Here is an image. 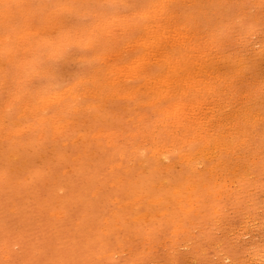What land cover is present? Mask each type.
Returning <instances> with one entry per match:
<instances>
[{"label": "rangeland", "instance_id": "374dc122", "mask_svg": "<svg viewBox=\"0 0 264 264\" xmlns=\"http://www.w3.org/2000/svg\"><path fill=\"white\" fill-rule=\"evenodd\" d=\"M6 1H10V3L19 2L20 4H24L27 2L29 4L30 2V0H27V2L25 0H5V2ZM89 1L91 3L104 2L103 4L106 5H122L119 2L113 3L112 0H108V3L107 0H42V2L41 0H32L31 2L34 5H39V3L41 2V4L43 3L42 5L59 6L87 4L89 3ZM110 1L111 3H109ZM124 1L127 2L128 0ZM129 1L131 2L132 0ZM167 1L164 0L165 7L170 6L172 2L174 3V1H176L175 4L177 3L178 5L176 4L175 6H179L180 8L179 9L177 7L179 9L177 11L180 12H177L178 16L176 15V17H178V19L175 17L176 20L182 19V16L184 14L179 16L180 13L187 12V14L185 13V15H188L190 17V20H192L190 25H192V27L195 26L193 27V30H198V34L199 31L202 32L199 35V39L202 42L205 41L204 38L206 39L207 36H210L207 39L211 38L210 40H208L211 45H208L209 47L207 45L203 46L201 51V54H203V59L209 57V61L207 59V62L205 59L206 62L204 63V60L202 59V65H200L199 63L192 64V66H194L192 67V69L194 70V72H197L199 71L200 66H204L202 70L206 69L208 70V72L205 76H199V78H205L206 80L210 79V82H215L212 84L213 87H216L215 90H219V88L220 90L222 89V93L220 92V90L219 92L216 91L218 93L214 92V88H211V93L209 92V89H206V91H204L206 93H204L199 88L200 86L204 87L203 84H200V86L189 90L190 88L188 89L185 82H179L178 79L175 82L174 76H170L169 82H174L171 85V91L173 89L174 91L170 94L162 95L163 100L165 99L166 101L165 104L162 105L164 103V101L161 99L162 96L156 98V94L146 87V82H150L151 84H153L154 75H152V73L154 72V69L155 71H157L154 72L156 74L155 76H158L157 74L160 75L163 72V74L168 73V68H165L163 65H161V67H163L162 69L164 70H161L160 68L161 72H163L159 73V64H161V61L158 60V57L162 56V50H167L162 47H172V37L175 33V31L173 30L174 27H171V30L173 32L171 30H169L171 32L166 31V36L168 37L167 39L164 38V46L162 45L161 49L159 50H156L154 48V54H150L151 56L149 57L148 62L151 64L147 62L148 64L146 63V65L149 66L155 63L152 67H148L151 70L153 69V72H151V70H149L148 68L143 69L146 75L142 70V73L140 74V72L137 71L138 69H134V72H132V69H129L131 68L129 64L127 65V67H125L124 71L122 70L123 72L119 77V86L123 84L122 87H131V85L133 84V87H131L132 92L131 90H127L126 87L123 88L124 91H121L122 89L119 90L118 87H116L117 89L114 87V92L112 91V87L106 86V83L104 84V82H107L108 78L106 79L105 77L106 71L104 70V68L106 67V63L104 62L108 63V60L113 57L112 55V57L108 55L109 53L107 52H110V50L107 46H110L109 48L113 50L114 47L115 49H117L114 54L115 56H117V59H113V57V60L111 59L110 62L114 60L120 62L119 60H121L120 63L124 64L131 61L140 48V44H137V40H139L140 38L137 39V36L141 35V29H138L137 25H139L140 21L145 19H142L143 17L140 21H138L136 27L135 24L132 23L133 28H131H137V31H131L132 29L130 30V28L129 30L128 28L124 29V27H122V25L118 23H112V26L110 28H106L104 30V32L106 31L110 35L116 36L117 39L114 37L116 41L119 40L121 42H119L117 48V44H115L113 47V43L107 41L105 43L104 39H107V37L109 36L105 32L104 35L106 36L107 34V37L105 38L103 37V35L100 36L96 33H93V37L87 34L88 37L82 36L83 38L85 37L84 40L80 39L76 42H72L73 39L72 41L71 39H68V41L66 40V44L65 42H61L63 46L61 45V47L59 45L58 48L55 49V52L51 50L53 49L51 44L47 41L45 42L44 39H50L51 37L56 38L59 34L58 27H63L64 24L67 25L66 22L62 24L59 19L61 21H63L64 19V21H68V23H71V25L73 26L74 24H76L75 28L86 26L90 27L91 30V25L94 23L93 21H96L93 24L95 25L98 22V18H96L94 12L88 10H85V12L84 10H81L80 12L74 13L72 9L63 7H48L43 9H36L35 11L38 10V15L42 10V13L45 15H48L50 12V16H58V20L50 23L51 25H53L52 27H54V25L55 27H57V29L54 30L57 34H55L54 32L52 33V29L54 28H48V25L50 24H46L47 26L45 25L48 29L46 27L42 28L43 30H45L44 32L41 27L31 28L28 35L27 31L29 30L25 31V34L31 41V43H37L35 45L38 47L35 46V48L38 49L36 52V56L31 55V57H36L35 60L33 61V57L32 59H30L31 57H28L27 60L33 62L29 63L28 61L26 65H24L27 66L24 67L25 70L19 74L20 76L18 75L19 77L17 76V80H19L20 78V82L16 80V83L20 88H18L15 83L16 90L13 92V97L11 99L6 98L8 96V93L4 88V69L6 67L4 63L7 64V60L14 57L13 53H22V46L10 48L7 50V52H5V48H2L3 44H0V51H2L3 49V51L0 53V81H2L0 84V119L3 118L0 120V127L4 128V126H6V130H8L7 133L0 132V264H264V167H262L261 164L260 152L261 146L262 144H264V0H215L216 2L214 0H200L199 2H197L198 0H196L197 4L195 3V0H182V2L184 1L186 3V5L185 3L184 5L189 7L188 9H186L187 7H184L182 2V5H180L181 0H179V2L178 0ZM186 1L189 3V5ZM31 2L30 4H32ZM192 2L196 5L194 6V4H191ZM211 2L213 5L211 4L210 8L208 7L210 5L206 4H210ZM166 3H169V5H167ZM198 3L201 4L198 6ZM202 3L204 4V7ZM205 6L208 7L207 12H205ZM191 7L194 10L197 9L195 10L196 14H192V12H195L191 9ZM200 8L202 10H200ZM55 10H57L58 12H55ZM51 11L54 14H52ZM113 11L118 12L119 9ZM198 11L202 12L201 16L200 14H198ZM189 12L194 17H196L194 18L191 15V18ZM247 12L248 14H246ZM206 13L207 16L209 15V17L206 16ZM91 14H94L95 16ZM117 14L122 16L123 13L119 11ZM202 14L206 17L202 16ZM61 15L63 16V18ZM185 15L183 17H185ZM134 17L137 21L138 17L140 16L135 15ZM69 18H71V20ZM205 18H207L208 20ZM130 20L131 19L129 18L128 22ZM132 20L133 22H136L134 19ZM76 22L78 23V25ZM85 23H88V25H84ZM66 25L64 27L65 30L72 27L71 25ZM173 25L175 26V24ZM200 25L203 29H201ZM203 25L205 26L203 27ZM208 28H210L211 31ZM212 28L214 31L212 30ZM178 29V31L185 33L184 28L182 29L179 27ZM189 29L187 33H190L192 35V31L190 32L191 29ZM33 31L34 33H36V36H33L35 35L32 34ZM126 31L127 33H125ZM131 32L134 36L135 33L139 34L134 37ZM0 34V36H3L2 33ZM125 34L126 36H124ZM117 35H119L120 38ZM212 36L214 37V39L212 38ZM102 37L104 41L101 39ZM216 37L218 39H216ZM28 39L26 40L28 41ZM120 39H124V41H121ZM131 39L136 43V48L138 50H133L135 48V44L131 41ZM186 39L189 38L186 37ZM86 42L90 43L88 44L89 47H86ZM101 42H103V44H101ZM123 42L124 44H122ZM214 42H217V44L219 43V46L217 44H214ZM90 45L93 47L91 48ZM41 46L42 48H45L42 49L43 51L41 50V48L39 49V47ZM49 48L51 49L49 50ZM127 48L128 50H126ZM59 49L63 53L60 52ZM208 49H210V51H207ZM10 51L12 54L9 53ZM105 51L107 54L105 53ZM121 51H123V54H120ZM203 52H207L210 54L205 53L207 55L206 57ZM103 53H105L106 55H104ZM124 53L127 54L125 55ZM37 54H39L38 56L40 59L37 58ZM53 54H55V56H52ZM101 54L103 55L100 56ZM57 55L59 56L57 57ZM118 55L122 56L118 57ZM18 56L19 55L15 56L16 60L21 59L23 53L19 58ZM104 56H107V58ZM122 60L124 61L122 62ZM131 63H133V61ZM135 63L131 66H135ZM102 64H104L105 67ZM38 65H40V67ZM44 67H46L45 70H42V68L44 69ZM51 68L52 70L49 71V69ZM146 69L151 72L152 76L148 75L149 71L147 72ZM209 69L212 71H210ZM219 69L222 71V74ZM31 70L35 72H32ZM226 70H228L227 73ZM42 71H46V74ZM179 73L182 74V72ZM199 73L203 74L204 72L202 71ZM22 74L23 77H21ZM97 75L101 76V78H99L102 81L98 77H96ZM139 75L145 76L139 77ZM223 75H225L224 77H226L225 80H223ZM229 75H231V77ZM25 76L30 78L28 79ZM88 77L91 80H89ZM175 77L178 78L177 76ZM217 77H222L223 79H221L224 82ZM95 80L101 83L96 82ZM154 80L156 81V79ZM219 81L221 84H219ZM176 83H180L179 85L184 87L181 88V86ZM99 84L101 86L103 85V88L100 87ZM94 85H96L95 87L97 88H95ZM177 85L179 86V88L177 87ZM222 85H226L225 87L227 88L223 87ZM84 86H88V89L86 90V87L84 88ZM98 86L99 91L100 89H102L101 91L103 92L101 93L100 91L101 94L99 93L98 95H96L98 93ZM219 86H222L226 91ZM230 87L232 90L229 89ZM109 88L112 90H110ZM17 89H19V91ZM35 89H38V92L35 91ZM138 89L142 92L136 93L138 92ZM176 89L180 91L178 92V95H176ZM81 90H83L82 94ZM84 90L86 92L88 90L89 91L86 94L84 93ZM116 90H118V92L120 93L115 94ZM90 91H92L91 93H94L91 94ZM133 91H135V95L137 94L135 97ZM15 92H21L22 95L24 93V95L26 96L28 93V95H31L30 93H32L34 94L33 97H38L39 100L41 97L46 96L48 98V101L50 100L48 104L50 105V108L47 105L48 107H46V109H48L46 110V112L44 110L45 108H40L38 110L39 112L36 114H33L30 111L31 109L24 110L25 107L22 108L21 111V105L19 102H17L18 100L16 99L17 96ZM35 92L37 94H35ZM150 92H152V94ZM186 92L189 95H187ZM59 93L63 94L59 95ZM145 93L148 96L145 95ZM190 93H192L193 95L197 93L200 94V96H203L200 99V104L198 103V106H200H195L194 108L185 107L183 108L182 113L185 115V119L188 118L192 121L200 119L206 120L208 125V128L206 127L207 129L205 130L206 132H200V130L198 131L202 135L204 134L203 136L208 137V135H213V137H216L217 135L215 134H218L216 125L218 124L217 121L219 120H222V122L220 123H224V125H222V130H224L223 133H221L224 136L227 135L226 138L231 135V133L232 135H234L233 132L235 130H233L234 128L232 127V125L237 124L239 126L240 120V124L242 122L241 125H245V122H248V125L242 126L244 129V133L247 134L248 132V134H242V137L241 135L235 137L236 142L232 140L233 138L231 137V135L228 137L229 140L226 139L227 142L229 141L228 143L225 141V143L223 142L224 144L221 145H216L215 142L214 145L210 144L213 146H209L210 148H205H209L208 151H210L207 152L204 150L207 153L205 156L199 152L201 144L203 145L205 142V137H199V140L202 139L201 142L198 140V142L186 141L188 142V144L186 145L185 141L184 144L181 143L180 145L179 143L176 148H172L173 150L170 147L166 146L167 149L170 148L168 151H166L165 153L163 152L164 154L159 152L161 154H157V156H155V154H152L154 151L152 147L160 148V146H162L161 144L165 140V135L163 133H161L160 135L159 131H161V129L158 128L161 124L159 117L163 116L160 114L156 115L155 110L157 109V107L160 108L161 106L169 105V103H171V100L169 99L172 95H176L174 97L172 96L174 99H179L181 98V96L184 99L186 97L185 94L187 95V97H190ZM38 95H41V97L39 98ZM51 95H53L54 97L51 98ZM77 95L80 98H78ZM168 95L170 98L168 97ZM213 97L216 98L214 99ZM13 99L16 101H13ZM66 99H68L69 102L71 101L70 104L69 102L67 103ZM75 99L78 100L76 101ZM154 99H157V102L155 104L156 106L153 104L155 103L153 102ZM208 99H210L211 101ZM9 100H12V102L10 103ZM52 100L54 104L53 102H51ZM159 100L161 101V104H159ZM204 100H206L207 102H204ZM50 102L52 104H50ZM103 102H105V104L107 105H104ZM56 104L58 105L56 106ZM1 105H4L5 108L3 106L2 109ZM79 105H81L82 107L80 106L79 108ZM131 106H133L132 109ZM246 106H248V110L251 108L252 112L250 116H246L249 118V120L246 119L245 121V115L242 114L244 116H241L239 114V111L241 110L240 107L243 109V111L247 110L245 108ZM76 108L78 110H76ZM10 109L11 112L9 111ZM41 109L42 111H40ZM2 110L3 112L1 113ZM24 111L26 112V114ZM23 112L25 115L23 114ZM60 112L64 116H58L57 114H60ZM54 113L56 114V116ZM229 113L233 115L234 119H236L235 121L228 122L223 120L226 114ZM49 114L54 115L55 118L51 115L50 119ZM91 114L96 118L94 119ZM236 115H238L240 119L237 118ZM43 117L49 118L52 123L43 121ZM56 117L58 118L56 119ZM59 117H61L62 120ZM63 117L65 118V120L63 119ZM241 117L242 119H244L242 120ZM250 117L253 119H251ZM53 122H55L57 125H60L59 128L57 127V131L54 130L56 124ZM135 122L138 123L136 124ZM211 123H214V125H211ZM143 124L146 125V127ZM42 125H44L45 127ZM156 125L158 126L156 127ZM61 126H63V128ZM65 126L66 128H64ZM252 126L254 127L252 128ZM214 127L216 130L214 129ZM251 128L253 129L252 131ZM139 129L142 131L147 129L149 132L140 134ZM153 129L156 131H154ZM62 130H64V136L62 135V133H60L62 132ZM181 130H175L174 136L182 135L184 132H182ZM212 130L215 132V134L214 132L212 133ZM191 131H193V129ZM108 132L114 133H110L109 135ZM115 133L116 136L113 135ZM260 133H262L263 136L260 135ZM44 134L47 135L45 136ZM56 134L57 136L55 138L58 139L54 138V135ZM150 134H156L160 137L159 142L154 141V146L152 144L153 142L150 141ZM248 135H250V137L252 135H255L254 138H251L253 139L252 141H254L253 144L248 143L251 142V139H247L246 141V138L249 137ZM107 136L111 138V140L108 139ZM166 137L168 138L169 136ZM238 139H240V141ZM168 140L170 139H167V141ZM230 142H233L232 145L230 144ZM243 142H246L245 146ZM157 144L160 145L158 146ZM228 144H230L231 146H229ZM249 144L252 145L250 148ZM222 145H226V148ZM237 145L239 146L237 147ZM198 147L199 149H197ZM216 147H219L218 149H220V151H217ZM237 148L240 149L237 151ZM247 148L249 152L247 151ZM234 149L237 151V153H233L235 151ZM193 150L195 151L196 156V152H198V156L197 160L195 159L192 161L191 164L193 166L190 164L191 167L189 168V164L186 162L185 155L189 154L188 151H191L192 153ZM213 150L217 152L215 153ZM244 150L245 152H243ZM246 152L248 153L247 155ZM255 152L256 155L254 154ZM12 153L13 155H11ZM217 153H219L220 155L218 154V156ZM199 154H201V156ZM214 156H217V158H215ZM205 157L207 158L205 159ZM238 157L241 159H239ZM214 158L216 160L219 159V161H216ZM212 159H214L215 161H212ZM225 159H227L225 164L226 167L228 165L227 168L223 166ZM200 161L203 163H201ZM220 161L221 163L223 161L224 162L221 164ZM228 161L230 164L228 163ZM193 162H195L196 164ZM180 164L182 165L179 167ZM194 164L195 168H193ZM216 164L219 165V168ZM213 165H216V168L214 170H211L210 168H212ZM167 166H169L168 169ZM220 166H223L225 169L223 167L220 168ZM206 167L210 171L207 170ZM192 168L194 170H192ZM203 168L205 169L203 170ZM219 170L221 171V173L219 172ZM201 173H204V175H202ZM202 177L203 179L200 180V178ZM143 181L144 183H146L144 184ZM193 181L195 184L197 181H203V184L206 182L208 183V187L204 189L200 187V189L194 191L195 193L193 200L195 201L200 198V202L198 200L197 203L194 201V204L192 203L194 206L198 205V212L196 213V209H194L193 212H191L192 210H190L189 212L185 211L184 213L182 212L183 210L181 211V209L183 208L180 209L177 204L172 203L173 201H170L173 200L170 194V190L172 189L173 185H171V183H182L184 186L183 190H188L182 191V198H186L188 200V193L190 192V190L187 187H189L190 184H193ZM199 186H201V183ZM184 192H187V194H185ZM157 197L163 200L160 210L156 209L157 207L155 206V204L151 202L149 203V201L151 199L153 200V198L158 199ZM139 199H141L140 202ZM185 201L183 204H187L188 201ZM183 204L182 207H186L188 205ZM131 205L132 207H130ZM202 205H204V207ZM175 208H177L178 212H175H177L178 214L175 213L176 215L174 214V216H172ZM156 213H158L157 216ZM203 213L205 214L203 215ZM198 214H201L200 216L202 217H198ZM181 218H184L183 223L179 224L182 222ZM127 219L131 220L129 221ZM190 221H192V223Z\"/></svg>", "mask_w": 264, "mask_h": 264}, {"label": "bare ground", "instance_id": "6f19581e", "mask_svg": "<svg viewBox=\"0 0 264 264\" xmlns=\"http://www.w3.org/2000/svg\"><path fill=\"white\" fill-rule=\"evenodd\" d=\"M4 1V3H5V0H3ZM3 1L1 0L0 2H2L3 3ZM12 1V0H11ZM14 1V0H13ZM26 2H27V0H25ZM29 1V0H28ZM32 0H30V2H31ZM104 1V0H103ZM123 1L124 0H112V2L114 3V2H119V3H121L122 5H123ZM167 1V0H166ZM185 1V0H184ZM182 2V0L180 1V5H182V3H183V5H184V3L185 2ZM192 1V0H191ZM194 1V0H193ZM200 0H198L197 2H199ZM206 1H208V0H206ZM215 1V0H214ZM217 1V0H216ZM215 1V2H216ZM221 1V0H220ZM232 1V0H231ZM258 1V0H257ZM6 2H10V1H6ZM30 2H29V4H30ZM41 2H42V0H41ZM41 2L39 3V5H42L41 4ZM80 2V1H79ZM168 2V1H167ZM175 2L176 1H174V3L172 2V4H174V5H170V6H168V7H165V5H164V0H132L131 2L128 0L127 2H125L124 1V4H141V5H156V6H160V7H154V8H151V9H138L137 10V12L136 13H133L132 15L133 16H135V15H137V16H140V17H138V19H137V21H136V19H134L136 22H133V20L131 21H129L128 22V20H129V17L128 16H125L124 14H122V16H120L119 14H117L118 12L117 11H113V12H109L108 14L109 15H105V16H103L102 18H98V22L95 24V25H93L96 21H93L94 23L92 24L93 25V27H92V25H91V30H90V27H86V26H80V27H76L75 28V25L76 24H74V26L73 25H71V23L69 24L68 23V21H64V19H63V21H61L60 19H59V21L60 22H62V24H64L65 22L67 23V25L69 24V25H71L72 27L70 28V29H68L67 28V30H65L64 29V27H65V25L66 24H64L63 25V27L62 26H60V28L58 27V29H59V34L57 35V37L56 38H53V37H51L50 39H48V38H46V39H44L45 40V42L47 41V42H49L50 44H51V46L53 47V49H51V48H49V50L51 49V50H53V51H55L56 52V50L55 49H57L58 48V46L60 45H62L63 46V44L61 43V42H65V44H66V40L68 41V39L70 40L71 39V41H72V39H73V41L72 42H76L77 40H80V39H83L84 40V38L82 37V36H87V34L89 35V36H91V37H93V33H96V34H98V35H100V36H102L103 35V37L105 38V37H107V34L109 35L108 37H107V39H104L105 40V43H106V41L107 42H110V43H113V47H114V45L115 44H117L116 45V48L118 47V44H119V40L118 41H116V39H117V37L116 36H112V35H110L108 32H106L107 34H106V36L104 35V30L106 29V28H110L112 25V23H118V24H120V25H122V27H124V29L125 28H128V30H129V28H130V30L133 28L132 27V23H134L135 24V27H136V24H138V21H140L141 20V18L142 19H144V20H142V21H145V22H142V21H140L139 22V25H137V28L138 29H141L140 31H141V35H139V36H137V39L138 38H140L139 40H137L138 42H137V44H140L139 46H140V48H139V50L136 48V43L135 42H133L132 41V39H131V41L135 44V48L133 49L134 51L135 50H138L137 52H136V55H135V57L131 60V61H129L128 63H120L121 62V60H119L120 62H118V61H116V60H114V61H112V62H110L111 61V59L113 58V59H117V56H115L114 54H115V52L117 51V49H115V47H114V50L113 49H110L109 47L110 46H107L108 47V49L110 50V52H107V53H109L108 55L110 56V57H112L111 59H109L108 60V63L107 62H104V63H106V67H105V65L104 64H102L105 68H104V70L106 71V76L105 75H103V76H105L106 77V79L108 80H106L107 82H104V84L106 85V86H110V87H112V89L115 87H118L119 88V90L120 89H122L121 91H124L123 90V88H125L126 87V89L127 90H131V92H132V89H131V87H133L132 85H131V87H127V86H123L122 87V85L123 84H121L120 86H119V84H120V82H119V77L121 76V73L124 71V69H125V67H127V65L129 64L130 65V67L131 68H129L132 72H134L133 70L135 69V70H137V71H139L140 72V74L142 73L141 72V70L142 71H144L143 69L144 68H148L149 66L150 67H152L153 65H149V66H147L146 65V63L148 62V60H149V57L151 56L150 54L152 53V54H154V48L156 49V50H159V49H161V47H162V45H163V41L165 40V39H167V37L168 36H166L167 35V33H166V31H169V30H171V27H174V31H175V33H174V35H173V37H172V44L174 45V47H173V45H172V47L170 48H167V46L165 47L164 45V47H162V48H165V49H167V50H162V52H163V54H162V56L161 57H158V60H160L161 61V64H159L160 65V67H159V70H160V68H161V70H164V69H162L163 67H161V65H163L165 68L167 67L168 69H167V72L168 73H166V74H163L162 72H161V70L159 71V73L161 72L162 74H157L158 76H155L156 74L154 73V72H157V71H155V69H154V72H153V69L151 70V69H149V70H151V72H153L152 73V75H154V79H156V81L153 79V78H151V79H153V84H151L150 82H146V87L148 88V89H150L153 93H155L154 95H155V97L156 98H158V97H160V96H162V95H166V94H170V93H172L173 91H174V89L171 91V85L174 83H170L169 82V77L170 76H174V81L176 82V80L178 79V81L179 82H185L186 83V85H187V87H188V89L189 90H191V89H193V88H195V87H197V86H200V84H203L204 85V87H199L203 92L204 91H206V89L208 90L209 89V92H210V90H211V88H214V92H216V91H218L219 92V90H220V88H219V90H215L216 89V87H213V83H215V82H213V81H209L208 79L206 80L205 78H199V76H205L206 74H207V72H208V70H206V69H204V70H202L203 68H204V66L202 67V66H200V69H199V71H197V72H194V70L192 69V67H194V66H192V64H196V63H199L200 65H202V61L204 60V63L207 61V59H208V61H209V57L208 58H205L206 59V61H205V59H203V54H201V51H202V48H203V46H205V45H211V43L208 41V40H210V39H207V38H209L210 36H207V41H206V39L204 38V42H202L199 38V35L202 33L201 31H199V34H198V30H193V27H195V26H193L192 27V25H190V23L192 22V20H190V17L188 16V15H185V13L187 14V12H182V10H181V12L182 13H180L179 14V16H181L182 14H184L185 15V17H183L182 16V19H179V20H176V18L178 19V17H176V15L180 12V11H177V10H179L180 8H179V6H175L176 4H175ZM178 2H179V0H178ZM182 2V3H181ZM187 2V1H186ZM203 2V1H202ZM205 2V1H204ZM214 2V3H215ZM19 3V2H18ZM28 3V2H27ZM32 3V2H31ZM81 3H84V2H81ZM86 3V2H85ZM89 3H91L90 1H89ZM104 3V2H103ZM102 3V4H103ZM107 3H108V0H107ZM109 3H111V1L109 2ZM171 3V2H170ZM195 3H196V0H195ZM22 4V3H21ZM33 4V3H32ZM167 5H169V3H166ZM187 4L189 5V3L187 2ZM191 4H194L193 2L191 3ZM190 4V5H191ZM197 4V3H196ZM196 4H194V6L196 5ZM201 4V3H200ZM199 3H198V6L200 5ZM203 4V3H202ZM206 4V3H205ZM211 4H212V2L209 4H206V5H210V6H208V7H210L211 8ZM113 5V4H112ZM115 5V4H114ZM178 5V4H177ZM185 5H186V3H185ZM184 5V7H187V6H185ZM213 5V4H212ZM216 5V4H215ZM48 6V5H47ZM173 6H175V7H173ZM197 6V7H198ZM202 6V5H201ZM230 6H231V4H230ZM179 9H178V8ZM196 7V8H197ZM203 7H204V4H203ZM206 8H205V12H207V6H205ZM165 8H167V9H165ZM173 8V9H172ZM177 8V9H176ZM189 7H187L186 9H188ZM195 8V7H194ZM225 8H227V7H225ZM231 8V7H230ZM242 8H244V7H242ZM263 8V7H262ZM43 9V8H42ZM61 9V8H60ZM182 9V8H181ZM191 9H192V7H191ZM212 9H213V7H212ZM224 9V8H223ZM251 9V8H250ZM36 10V9H35ZM40 10V9H39ZM50 10V9H49ZM117 10V9H116ZM166 10H168V11H166ZM184 10V9H183ZM195 13H193L192 12V14H196V11L195 10H197V9H192ZM200 10H202L201 8H200ZM227 10V9H226ZM229 10H231V9H229ZM248 10V9H247ZM38 11V10H37ZM36 11V12H37ZM57 10H55V12H56ZM191 11V10H190ZM209 11V10H208ZM53 12H54V10H53ZM58 12V11H57ZM80 12V11H79ZM84 12H85V10H84ZM88 12V11H87ZM86 12V13H87ZM92 12V11H91ZM178 12V13H177ZM199 13L198 14H200V16H201V11H198ZM236 12V11H235ZM39 13V12H38ZM40 13H42V10L40 11ZM39 13V14H40ZM47 13H48V11H47ZM51 13H52V11H51ZM60 13H61V11H60ZM59 13V14H60ZM85 13V14H86ZM90 13V12H89ZM111 13V14H110ZM113 13V14H112ZM190 13V12H189ZM204 13V12H203ZM49 14H50V12H49ZM48 14V15H49ZM52 14H54V13H52ZM56 14V13H55ZM191 13H190V16L192 15ZM209 14V13H208ZM246 14H248V12L246 13ZM67 15V14H66ZM91 15H94V14H91ZM62 16V15H61ZM60 16V17H61ZM79 16V15H78ZM95 16V15H94ZM178 16V15H177ZM193 16V15H192ZM192 16H191V18H192ZM202 16H205V15H203L202 14ZM206 16H207V13H206ZM205 16V17H206ZM248 16V15H247ZM58 17V16H57ZM85 17V16H84ZM176 17V18H175ZM194 17V16H193ZM196 17V16H195ZM194 17V18H195ZM207 17H209V15L207 16ZM217 17V16H216ZM245 17V16H244ZM62 18H63V16H62ZM76 18V17H75ZM97 18V17H96ZM121 18H123V19H121ZM193 18V19H194ZM197 18H199V17H197ZM226 18V17H225ZM67 19V18H66ZM70 20H71V18H69ZM74 19V18H73ZM92 19V18H91ZM205 19H207V18H205ZM240 19V18H239ZM80 20V19H79ZM95 20H97V19H95ZM208 20V19H207ZM225 20V19H224ZM75 21V20H74ZM82 21V20H81ZM84 21V20H83ZM59 22V23H60ZM199 22V21H198ZM198 22H196V23H198ZM58 23V24H59ZM77 23V22H76ZM142 23V24H141ZM218 23V22H217ZM253 23V22H252ZM54 24V23H53ZM57 24V25H58ZM83 24V23H82ZM133 24V25H134ZM141 24V25H140ZM173 24H175V26L173 25ZM200 24H202V23H200ZM66 25V26H67ZM68 25V26H69ZM77 25H78V23H77ZM84 25H88V23L86 24H84ZM131 25V26H130ZM219 25V24H218ZM47 26V25H46ZM46 26H44V27H46ZM53 25H48V28H54V29H52L51 31H52V33L54 32L55 33V29H57V27H55V25H54V27H52ZM59 26V25H58ZM109 26V27H108ZM198 26V25H197ZM205 25H203V27H204ZM210 26V25H209ZM217 26V25H216ZM241 26V25H240ZM132 27V28H131ZM184 28V32L185 33H183V32H181V31H178L179 29L178 28ZM189 27H190V29H189ZM200 27H201V25H200ZM199 27V28H200ZM219 27H221V26H219ZM43 27H41V29H42ZM47 28V27H46ZM45 28V29H46ZM47 28V29H48ZM137 28L135 29H132L131 31H133V30H136L137 31ZM242 28V27H241ZM46 29V30H47ZM178 29V30H177ZM181 29V30H182ZM188 29L190 30V32L192 31V35L189 33H187V31H188ZM196 29H198V28H196ZM201 29H203L202 27H201ZM210 31H211V29L210 28H208ZM215 29H216V27H215ZM37 30H38V28H37ZM43 30V29H42ZM200 30V29H199ZM212 30H213V28H212ZM217 30H218V28H217ZM27 31V30H26ZM45 30H43V32H44ZM111 31V30H110ZM172 31V30H171ZM171 31H169V32H171ZM205 31V30H204ZM203 31V32H204ZM209 31V32H210ZM214 31V30H213ZM57 32V31H56ZM112 32H113V30H112ZM173 32V31H172ZM179 32V33H178ZM180 32H181V34H180ZM208 32V33H209ZM28 33H30V30L29 31H27V35H28ZM49 33H50V31H49ZM125 33H127V31L125 32ZM206 33V32H205ZM207 33V34H208ZM214 33V32H213ZM32 34H35V35H33V36H36V33H34V31L32 32ZM41 34V33H40ZM55 34H57V33H55ZM131 34H132V32H131ZM137 34H139V33H135V36L137 35ZM220 34V33H219ZM1 35V34H0ZM50 35V34H49ZM133 35V34H132ZM206 35V34H205ZM26 34L24 33V35H23V37H22V39H21V44H20V46H22V48H21V52L23 53V56H22V53H20V54H17V53H13V55H14V57H12V61L13 62H19V63H21L23 66L24 65H26V63L29 61V60H27V58L28 57H31V55H33V56H36V52H37V49L38 48H35V44H37V43H31V41L28 39V37L26 36ZM33 36H32V38H33ZM118 37H119V35H117ZM120 36H121V34H120ZM124 36H126V34L124 35ZM124 36H122V37H124ZM134 36V35H133ZM134 36V37H135ZM202 36H203V34H202ZM220 36V35H219ZM42 37V36H41ZM88 37V36H87ZM99 37V36H98ZM103 37L101 38L102 40H103ZM116 39H115V38ZM121 37V38H122ZM186 37L187 38H189V39H186ZM38 38V37H37ZM120 38V37H119ZM165 38V39H164ZM212 38L214 39V37L212 36ZM261 38V37H260ZM24 39H25V41H24ZM26 39H28V41L26 40ZM34 39H35V37H34ZM75 39V40H74ZM100 39V40H101ZM125 39H126V37H125ZM130 39V38H129ZM203 39V38H202ZM216 39H218L217 37H216ZM227 39V38H226ZM37 40V39H36ZM39 40H40V37H39ZM44 40H43V42H44ZM90 40V39H89ZM99 40V41H100ZM103 40V41H104ZM121 41L123 40L124 41V39H120ZM134 40V39H133ZM223 40V39H222ZM3 41H4V36H0V44H3ZM42 41V40H41ZM87 41V40H86ZM252 41V40H251ZM33 42V41H32ZM92 42V41H91ZM116 42H118V43H116ZM80 43H82V42H80ZM85 43V42H84ZM87 43V42H86ZM98 43V42H97ZM121 43V42H120ZM208 43V44H207ZM40 44V43H39ZM47 44V43H46ZM45 44V45H46ZM88 44H90V43H87V46L86 47H89L88 46ZM93 44H95V43H93ZM101 44H103V42H101ZM122 44H124V42L122 43ZM167 44H169V43H167ZM166 44V45H167ZM214 44H217V42H214ZM214 44H212V45H214ZM219 44V43H218ZM217 44V45H218ZM44 45V44H43ZM92 45V44H91ZM90 45V46H91ZM100 45V44H99ZM105 45V44H104ZM19 46V47H20ZM47 46V45H46ZM45 46V47H46ZM61 46V47H62ZM97 46H98V44H97ZM138 46V45H137ZM206 46V47H207ZM219 46V45H218ZM36 47H38V46H36ZM93 46H91V48H92ZM104 47V46H103ZM112 47V46H111ZM119 47H121V46H119ZM129 47V46H128ZM209 47V46H208ZM207 47V48H208ZM213 47V46H212ZM1 48V47H0ZM2 48H4V46L2 47ZM41 48V50L44 48H42V46L41 47H39V49ZM100 48V47H99ZM205 48V47H204ZM206 48V49H207ZM264 48V47H263ZM45 49V48H44ZM102 49V48H101ZM210 49H211V47H210ZM210 49H208L207 51H210ZM1 50V49H0ZM41 50H38V51H41ZM60 50V49H59ZM94 50H96V49H94ZM124 50V49H123ZM126 50H128V48L126 49ZM125 50V51H126ZM132 50V49H131ZM2 51H3V49H2ZM2 51H0V53L2 52ZM43 51V50H42ZM45 51V50H44ZM48 51V50H47ZM130 51V50H129ZM204 51H206V50H204ZM212 51V50H211ZM241 51V50H240ZM5 52H7V51H5ZM60 52H62L61 50H60ZM123 51H121V53L120 54H123L122 53ZM10 54H12L11 53V51L9 52ZM8 53V54H9ZM43 53V52H42ZM63 53V52H62ZM74 53V52H73ZM105 53H106V51H105ZM105 53H103L104 55H106ZM130 53V52H129ZM129 53H128V55H129ZM156 53V52H155ZM204 53V52H203ZM205 53H207V52H205ZM204 53V54H205ZM19 55L18 56V58L20 57V56H22L21 57V59H19V60H16V58H15V56L16 55ZM103 54H101L100 56H102ZM125 55L127 54V53H124ZM207 54H210V53H207ZM12 55V56H13ZM28 55H30V56H28ZM39 54H37V56H38ZM41 55V54H40ZM46 55V54H45ZM48 55H50V54H48ZM66 55V54H65ZM64 55V56H65ZM112 55V56H111ZM117 55V54H116ZM125 55H124V57H125ZM161 55V54H160ZM206 55V54H205ZM2 56V55H1ZM6 56V55H5ZM9 56H11V55H9ZM32 56V57H33ZM43 56H44V54H43ZM52 56H55V54H53ZM59 55H57V57H58ZM95 56V55H94ZM120 55H118V57H119ZM122 56V55H121ZM120 56V57H121ZM159 56V55H158ZM3 57V56H2ZM32 57L30 58V59H32ZM49 57H51V56H49ZM104 57H106L107 58V56H104ZM110 57H108V58H110ZM116 57V58H115ZM156 57V56H155ZM206 57H207V55H206ZM34 59H33V61L35 60V58L36 57H33ZM37 58H39V56L37 57ZM45 58V57H44ZM62 58V57H61ZM60 58V59H61ZM66 58V57H65ZM81 58V57H80ZM101 58V57H100ZM105 58V59H106ZM123 58V57H122ZM121 58V59H122ZM40 59V58H39ZM38 59V60H39ZM67 59V58H66ZM70 59H71V57H70ZM112 59V60H113ZM203 59V60H202ZM25 60H27V61H25ZM49 60V59H48ZM136 60V61H135ZM8 61V60H7ZM32 61V62H33ZM72 61V60H71ZM103 61V60H102ZM124 60H122V62H123ZM133 61V63H131ZM136 63H135V62ZM152 61V60H151ZM207 61V62H208ZM212 61V60H211ZM31 61H29V63H30ZM31 62V63H32ZM45 62V61H44ZM52 62V61H51ZM153 62H155V61H153ZM53 63H55V62H53ZM136 64L135 66H131V65H133V64ZM149 63V62H148ZM147 63V64H148ZM157 63V62H156ZM204 63H203V65H204ZM5 65H6V63H4ZM4 64H3V66H4ZM40 64H41V61H40ZM80 64H81V62H80ZM83 64V63H82ZM88 64V63H87ZM149 64H151V63H149ZM158 64V63H157ZM29 65V64H28ZM31 65V64H30ZM75 65V64H74ZM101 65V64H100ZM240 65H241V63H240ZM39 67H40V65H38ZM46 66V65H45ZM147 66V67H146ZM210 66V65H209ZM243 66V65H242ZM24 67H27V66H24ZM34 67V66H33ZM50 67H51V64H50ZM50 67H48V68H50ZM53 67H54V65H53ZM63 67V66H62ZM129 67V66H128ZM45 68L46 67H44V69L42 68V70H45ZM47 68V69H48ZM64 68V67H63ZM80 68V67H79ZM221 68V67H220ZM37 69V68H36ZM148 69H146V71L148 72L149 70ZM226 69V68H225ZM228 69V68H227ZM25 70V69H24ZM41 70V69H40ZM50 70H52V68L51 69H49V71ZM55 70V69H54ZM123 70V71H122ZM181 70H184V71H181ZM210 70V69H209ZM214 70H216V69H214ZM220 70V69H219ZM235 70V69H234ZM237 70V69H236ZM3 71V70H2ZM30 71V70H29ZM32 71V70H31ZM48 71V70H47ZM48 71V72H49ZM101 71V70H100ZM204 72L203 74L202 73H199V72ZM210 71H212V70H210ZM227 71L228 70H226V73H227ZM243 71V70H242ZM1 72V71H0ZM32 72H35V71H32ZM41 72V71H40ZM42 72H46V71H42ZM93 72V71H92ZM151 72L149 71V73H148V75H151ZM179 72H182V74H180ZM216 72V71H215ZM217 72H218V70H217ZM220 72H221V74H222V71L220 70ZM219 72V73H220ZM234 72V71H233ZM262 72V71H261ZM22 73V72H21ZM24 73V72H23ZM50 73H52V72H50ZM54 73H55V71H54ZM95 73V72H94ZM99 73V72H98ZM131 73V72H130ZM143 73H145V71L143 72ZM241 73V72H240ZM46 74V73H45ZM49 74V73H48ZM72 74V73H71ZM76 74V73H75ZM101 74V73H100ZM129 74V73H128ZM139 74V73H138ZM237 74V73H236ZM40 75H41V73H40ZM87 75H89V74H87ZM86 75V76H87ZM94 75V74H93ZM145 75H146V73H145ZM144 75V76H145ZM151 75V76H152ZM225 75H227V74H225ZM225 75H223V80H225V78L226 77H224ZM2 76H3V74H2ZM20 76V75H19ZM18 76V77H19ZM47 76V75H46ZM53 76V75H52ZM67 76V75H66ZM82 76V75H81ZM112 76V77H111ZM131 76V75H130ZM144 76H140L139 75V77H144ZM175 76H177L178 78H176ZM230 77H231V75H229ZM228 76V77H229ZM21 77H23V74H22V76ZM25 77H27V76H25ZM32 77V76H31ZM79 77V76H78ZM93 77H95V76H93ZM93 77H92V79H93ZM96 77H100L101 78V76H99V75H97ZM212 77V76H211ZM213 77H216V76H213ZM28 78V77H27ZM30 78V77H29ZM28 78V79H29ZM59 78V77H58ZM86 78V77H85ZM99 78V79H100ZM113 79V80H110V79ZM133 78V77H132ZM217 78H219V77H217ZM221 78H219L220 80H222ZM88 79H89V77H88ZM95 79V78H94ZM214 79V78H213ZM228 79H230V78H228ZM228 79H227V81H228ZM2 80V79H1ZM16 80H17V77H16ZM19 80H20V78H19ZM19 80H17V81H19ZM23 80V79H22ZM30 80H33V79H30ZM74 80V79H73ZM89 80H91V79H89ZM101 80V79H100ZM122 80V79H121ZM173 80V79H172ZM215 80V79H214ZM218 80V79H217ZM222 80V81H223ZM66 81V80H65ZM76 81V80H75ZM78 81V80H77ZM85 81V80H84ZM96 82H99V81H97V80H95ZM102 81V80H101ZM110 81V82H109ZM142 81V80H141ZM1 82L2 81H0V84H1ZM20 82V81H19ZM24 82V81H23ZM30 82V81H29ZM129 82V81H128ZM207 82H209V83H207ZM224 82V81H223ZM26 83V82H25ZM69 83V82H68ZM81 83V82H80ZM99 83H101V82H99ZM112 85H111V84ZM123 83V82H122ZM137 83V82H136ZM19 84V83H18ZM21 84V83H20ZM73 84V83H72ZM176 84H178V83H176ZM180 84V83H179ZM178 84V85H179ZM182 84V83H181ZM219 84H221L220 83V81H219ZM226 84H228V83H226ZM232 84V83H231ZM16 85H17V83H16ZM22 85H23V83H22ZM21 85V86H22ZM100 85V84H99ZM177 85V87L179 88V86H181V85H179L178 86ZM184 85V84H183ZM218 85V84H217ZM216 85V86H217ZM67 86V85H66ZM78 86V85H77ZM96 85H94V87H95ZM103 86V85H102ZM101 85H100V87H102ZM129 86V85H128ZM135 86V85H134ZM223 86V85H222ZM219 86V87H221V88H223V87H225V86ZM3 87V86H2ZM17 87L18 88H20L18 85H17ZM36 87V86H35ZM39 87V86H38ZM41 87V86H40ZM86 87V90L88 89V86H84V88ZM175 87V86H174ZM184 87V86H183ZM182 86H181V88H183ZM186 87V88H187ZM1 88V87H0ZM70 88V87H69ZM68 88V89H69ZM76 88H79V87H76ZM95 88H97V87H95ZM103 88V87H102ZM105 88H108V87H105ZM141 88V87H140ZM176 88V87H175ZM225 88H227V87H225ZM46 89V88H45ZM53 89V88H52ZM64 89V88H63ZM71 89V88H70ZM110 89V88H109ZM108 89V90H109ZM112 89H110V90H112ZM117 89V88H116ZM224 89V88H223ZM229 89H231V87L229 88ZM3 90V89H2ZM16 90V89H15ZM18 91H19V89H17ZM38 90V89H37ZM36 89H35V91H37ZM72 90V89H71ZM70 90V91H71ZM96 90V89H95ZM98 90V91H97ZM96 91L98 92L96 95H98L99 93H100V91L102 90V89H100V91H99V86H98V89H97ZM189 90H187V91H189ZM225 90V89H224ZM228 90V89H227ZM232 90V89H231ZM230 90V91H231ZM48 91V90H47ZM47 91H45V92H47ZM55 91V90H54ZM58 91H60V90H58ZM82 91L83 90H81V94H82ZM85 91V90H84ZM89 91V90H88ZM87 91V92H88ZM93 91V90H92ZM92 91H90V93L92 92ZM95 91V92H96ZM112 91H114V89L112 90ZM136 91V90H135ZM135 91H133V93H134V97L137 95H135ZM176 91H177V93H176V95H178V92H180L178 89H176ZM212 91V92H213ZM226 91V90H225ZM38 92V91H37ZM39 92H41V91H39ZM52 92H53V90H52ZM63 92H65V91H63ZM68 92V91H67ZM66 92V93H67ZM74 92V91H73ZM77 92V91H76ZM87 92L85 91L84 93H86L87 94ZM103 91H101V93H102ZM106 92V91H105ZM115 92V91H114ZM140 92H142L141 90H139L138 89V92H136V93H140ZM152 92H150L151 94H152ZM208 92V93H209ZM218 92H216V93H218ZM220 92L222 93V89L220 90ZM224 92V91H223ZM43 93H44V91H43ZM70 93V92H69ZM94 93V92H93ZM93 93H91V94H93ZM100 93V94H101ZM120 92H118V90H116V93L115 94H119ZM204 93H206V92H204ZM211 93V92H210ZM215 93V94H216ZM4 94H6V93H4ZM15 94H16V99L18 100L17 102H19L20 103V105H21V107H20V109H21V111H22V108H24L25 107V109L24 110H26V109H31L30 111L33 113V114H36V113H38L39 111V109L40 108H42V109H44L45 110V112H46V110L48 109H46V107H48L49 106V108H50V105H48L49 104V101H48V98L46 97V96H44V97H41V95L39 96V98H40V100L38 99V97H36V98H34L33 97V95L34 94H32V93H30L31 95H28L27 94V96L26 95H24V93H23V95L21 94V92H15ZM35 94H37L36 92H35ZM53 94V93H52ZM61 93H59V95H60ZM63 94V93H62ZM61 94V95H62ZM77 94V93H76ZM79 94H80V92H79ZM103 94H105V93H103ZM186 94L187 95H189L187 92H186ZM185 94V96L187 97V95ZM191 94L192 93H190V97L188 98H182V96H181V98H176V99H174L173 97L174 96H176V95H172L171 96V98L169 97V95H168V97L170 98L169 100H171V103H169V105H166V106H161L160 108H158L157 107V109L155 110V112H156V115L157 114H160V115H162L163 117H159V120L161 121V124L159 125V127L158 128H160L161 129V131H159L160 133V135H161V133H163L164 135H165V137H164V142L161 144L162 146H160V148H155V147H152L151 145V147L154 149V151H153V149H152V151H153V153L152 154H155V156H157V154H161V153H165L166 151H168L170 148L172 149V148H176V146H178L179 145V143H180V145H181V143H183L184 144V141H185V145L186 144H188V142H192V141H200L201 142V140H199L200 138L199 137H201V138H204V140H205V142H204V144L202 145L201 143V147H200V153L201 154H203L204 156L207 154L205 151H207V152H210V151H208V149L211 147V146H213L215 143H216V145H221V144H224L225 143V141H226V139L227 140H229L228 139V137L229 136H231L232 135V133H231V135H229L228 133V137L226 138V136L227 135H222V133H223V130H222V125H224V123H220V122H222V120H219V121H217L218 122V124L216 125L217 127H216V129H217V132H218V134H215V132L212 130V133L214 132V134L215 135H217L216 137H215V139H214V137H213V135H208V137L207 136H203L200 132H202V131H205L208 127V125H207V122H206V120H191V119H185V115L182 113L183 112V108H185V107H187V108H194L195 106H198V103L200 104V102H201V98L203 97V96H200V94H197V93H195L194 95L192 94V96H191ZM214 94V93H213ZM220 94V93H219ZM46 95V94H45ZM58 95V94H57ZM56 95V96H57ZM58 95V96H59ZM145 95H147L146 93H145ZM182 95V94H181ZM221 95V94H220ZM219 95V96H220ZM7 96V95H6ZM43 96V95H42ZM143 96H144V94H143ZM148 96V95H147ZM146 96V97H147ZM213 96V95H212ZM46 97V98H45ZM50 97V96H49ZM52 97H54L53 95H51V98ZM63 97V96H62ZM64 97H65V95H64ZM77 97H78V95H77ZM165 97V96H164ZM167 97V98H168ZM34 98V99H33ZM78 98H80V97H78ZM100 98V97H99ZM101 98H102V96H101ZM128 98V97H127ZM214 98V97H213ZM216 98V97H215ZM214 98V99H215ZM15 99V98H14ZM13 99V101H16V100H14ZM37 99H38V101H37ZM61 99V98H60ZM63 99V98H62ZM73 99V98H72ZM112 99V98H111ZM160 99V98H159ZM161 99L163 100V96L161 97ZM186 99V100H185ZM67 100V103L69 102L68 101V99H66ZM74 100V99H73ZM76 100V99H75ZM78 100V99H77ZM76 100V101H77ZM125 100V99H124ZM124 100H123V102H124ZM167 100V99H166ZM208 100H210V99H208ZM55 101V100H54ZM60 101H62V100H60ZM59 101V102H60ZM104 101H106V100H104ZM108 101V100H107ZM132 101V100H131ZM164 101V103L162 104V105H164L165 104V99L163 100ZM168 101V100H167ZM206 100H204V102H205ZM211 101V100H210ZM9 102L11 103L12 102V100L10 101L9 100ZM51 102H53V100L51 101ZM50 102V104H52ZM56 102V101H55ZM71 102V101H70ZM70 102H69V104H70ZM74 102V101H73ZM134 102H136V101H134ZM142 102V101H141ZM153 102H155V103H153L154 105L156 104V102H157V99H154V101ZM159 102V104H161L160 102V100L158 101ZM207 102V101H206ZM15 103V102H14ZM91 103V102H90ZM89 103V104H90ZM102 103V102H101ZM139 103V102H138ZM7 104H9V103H7ZM53 104H54V102H53ZM60 104V103H59ZM88 104V103H87ZM103 104L104 105H107V104H105V102H103ZM134 104V103H133ZM203 104V103H202ZM201 104V105H202ZM48 105V106H47ZM58 104H56V106H57ZM67 105V104H66ZM77 105V104H76ZM85 105V104H84ZM94 105V104H93ZM104 105H102V106H104ZM146 105V104H145ZM2 106V109H3V106L4 105H1ZM7 106V105H6ZM17 106H18V104H17ZM69 106V105H68ZM72 106V105H71ZM75 106V105H74ZM80 106L81 105H79V108H80ZM87 106V105H86ZM85 106V107H86ZM95 106H98V105H95ZM111 106V105H110ZM125 106V105H124ZM134 106H136V105H134ZM156 106V105H155ZM154 106V107H155ZM200 106V105H199ZM198 106V107H199ZM8 107H9V105H8ZM52 107V106H51ZM66 107V106H65ZM73 107V106H72ZM82 107V106H81ZM115 107V106H114ZM132 107L133 106H131V109H132ZM146 107V106H145ZM247 107L248 106H246L245 108L247 109ZM4 108H5V106H4ZM57 108V107H56ZM60 108V107H59ZM62 108V107H61ZM78 108V107H77ZM76 108V110H78ZM84 108V107H83ZM124 108V107H123ZM252 108H253V106H252ZM256 108V107H255ZM42 109L40 110V111H42ZM73 109V108H72ZM102 109V108H101ZM130 109V108H129ZM240 109L243 111V109L240 107ZM258 109V108H257ZM6 110H7V108H6ZM57 110V109H56ZM60 110V109H59ZM84 110V109H83ZM87 110V109H86ZM239 111V109H238V111H239V114L241 115V116H244V117H246V116H250V114H251V108L248 110H244L243 111V113H242V111ZM5 111V110H4ZM30 111H29V113H30ZM68 111V110H67ZM146 111V110H145ZM185 111V110H184ZM238 111H237V113H238ZM258 111H260V110H258ZM257 111V112H258ZM3 112V110L1 111V113ZM11 112V111H10ZM25 112V111H24ZM24 112H23V114H24ZM69 112V111H68ZM73 112H74V110H73ZM84 112V111H83ZM187 112V111H186ZM190 112V111H189ZM220 112V111H219ZM241 112V113H240ZM31 113V114H32ZM44 113V112H43ZM42 113V114H43ZM85 113V112H84ZM105 113V112H104ZM9 114V113H8ZM25 114H26V112H25ZM24 114V115H25ZM53 114V113H52ZM51 114V115H52ZM55 114V113H54ZM140 114V113H139ZM147 114V113H146ZM232 114H233V112H232ZM231 113H229V114H226V116H225V118L223 119L224 121H235L236 119H234V117H233V115H232ZM238 114V115H239ZM242 114H244V115H242ZM260 114V113H259ZM2 115V114H1ZM41 115V114H40ZM50 115V114H49ZM51 115H50V119H51ZM58 116L60 115H63V114H61V112H60V114H57ZM92 115V114H91ZM106 115V114H105ZM134 115V114H133ZM136 115V114H135ZM148 115V114H147ZM146 115V116H147ZM238 115H236L237 116V118H239L240 119V117H238ZM9 116V115H8ZM33 116V115H32ZM35 116V115H34ZM54 118H55V116H56V114H55V116L54 115H52ZM64 116V115H63ZM93 116V115H92ZM152 116V115H151ZM235 116V115H234ZM2 117V116H1ZM38 117V116H37ZM42 117V116H41ZM41 117H40V119H41ZM45 117V116H44ZM43 117V118H44ZM49 117V116H48ZM62 117V116H61ZM61 117H59L61 120H62V118ZM74 117V116H73ZM76 117V116H75ZM94 117V119L96 118L95 116H93ZM58 117H56V119H57ZM148 118V117H147ZM251 118V117H250ZM1 119H3V118H1ZM0 119V120H1ZM39 119V120H40ZM50 119L49 118H44V120L43 121H48V122H50V123H52L51 121H50ZM63 119L65 120V118L63 117ZM193 119V118H192ZM241 119H242V117H241ZM244 119V118H243ZM242 119V120H243ZM246 119H248L249 120V118L248 117H246L245 118V121H246ZM251 119H253V118H251ZM5 120V119H4ZM9 120V119H8ZM38 120V121H39ZM60 120V121H61ZM140 120V119H139ZM260 120V119H259ZM108 121V120H107ZM138 121V120H137ZM210 121V120H209ZM241 121V120H240ZM240 121H239V126L236 124H233L232 125V127L234 128L233 130H235L234 132H233V134L234 135H232L231 137L233 138L232 140H234L235 141V137H237V136H239V135H241V137H242V134H245V135H247L248 134V132H247V134L246 133H244V129H243V127L242 126H245V125H248L246 122H245V125H241L242 124V122H241V124H240ZM257 121V120H256ZM34 122V121H33ZM41 122H42V120H41ZM47 122V123H48ZM187 122H190V123H187ZM214 122V121H213ZM53 123H55V122H53ZM136 123V122H135ZM138 123V122H137ZM136 123V124H137ZM146 123V122H145ZM151 123H153V122H151ZM39 124H40V122H39ZM56 124V123H55ZM55 124H54V126H55ZM74 124H75V122H74ZM78 124V123H77ZM157 124V123H156ZM225 124H227V123H225ZM20 125V124H19ZM18 125V126H19ZM49 125V124H48ZM144 125V124H143ZM142 125V126H143ZM210 125V124H209ZM211 125H214V123L212 124L211 123ZM42 126H44V125H42ZM59 126L60 125H57L56 124V127H54V130H58L57 129V127L59 128ZM77 126V125H76ZM141 126V127H142ZM145 127H146V125H144ZM143 126V127H144ZM154 126V125H153ZM158 125H156V127H157ZM45 127V126H44ZM62 128H63V126H61ZM60 127V128H61ZM125 127V126H124ZM144 127V128H145ZM207 127V128H206ZM210 127H212V126H210ZM254 126H252V128H253ZM34 128V127H33ZM64 128H66V126L64 127ZM123 128V127H122ZM245 128V127H244ZM248 128H250V127H248ZM251 128V131L253 130ZM28 129V128H27ZM44 129V128H43ZM126 129V128H125ZM130 129H133V128H130ZM141 129V128H140ZM139 129V130H140ZM155 129V128H154ZM153 129V130H154ZM157 129V128H156ZM181 129H183V130H181ZM193 129V131H191ZM214 129H215V127H214ZM215 129V130H216ZM226 129V128H225ZM247 129V128H246ZM245 129V130H246ZM23 130V129H22ZM21 130V131H22ZM45 130V129H44ZM142 130H143V128H142ZM142 130H140V134H142V133H144V132H149L147 129L146 130H144V131H142ZM152 130V131H153ZM175 130H181L182 132H184L182 135H175L174 136V131ZM200 130V132H198ZM28 131V130H27ZM63 131L64 130H62V132H60V133H62V135L64 134L63 133ZM154 131H156V130H154ZM249 131H250V129H249ZM263 131V130H262ZM0 132L1 133H3V132H5V133H7L8 132V130H6V126H4V128H2V127H0ZM25 132V131H24ZM40 132H41V130H40ZM44 132V131H43ZM66 132V131H65ZM102 132V131H101ZM132 132V131H131ZM206 132V131H205ZM210 132V131H209ZM222 132V133H221ZM11 133V132H10ZM27 133V132H26ZM110 133H114V132H110ZM110 133L108 132V134L110 135ZM154 133V132H153ZM178 133V132H177ZM108 134H106V135H108ZM148 134V133H147ZM146 134V135H147ZM157 134V133H156ZM152 135V134H150L149 135V137L151 136V142H153L152 144H153V146H154V141H156V142H159V140H160V137H159V135ZM190 134V135H189ZM258 134V133H257ZM1 135V134H0ZM12 135V134H11ZM43 135V134H42ZM45 136L47 135V134H44ZM113 135H115L116 136V133L115 134H113ZM130 135V134H129ZM138 135V134H137ZM145 135V134H144ZM260 135H262V133H260ZM264 135V134H263ZM262 135V136H263ZM7 136H8V134H7ZM57 136V134L56 135H54V138ZM64 136V135H63ZM120 136V135H119ZM135 136V135H134ZM166 136H169L168 138L166 137ZM174 136V137H173ZM249 137H250V135H248ZM255 136V135H254ZM254 136L252 135L250 138L249 137H247L246 138V141H247V139H251L252 137L254 138ZM10 137V136H9ZM36 137V136H35ZM43 137V136H42ZM41 137V138H42ZM59 137V136H58ZM108 137V136H107ZM111 137H113V136H111ZM230 137V138H231ZM257 137V136H256ZM255 137V138H256ZM26 138V137H25ZM39 138V137H38ZM44 138V137H43ZM46 138V137H45ZM52 138V137H51ZM119 138V137H118ZM162 138V137H161ZM170 139V140H168L167 141V139ZM30 139H32V138H30ZM55 139H58V138H55ZM108 139H110L111 140V138H109L108 137ZM5 140V139H4ZM14 140V139H13ZM43 140V139H42ZM118 140V139H117ZM239 141H240V139H238ZM237 140V141H238ZM253 139H251V142H248V143H252L253 144V142L254 141H252ZM259 140V139H258ZM261 140V139H260ZM149 141V142H150ZM162 141V140H161ZM160 141V142H161ZM186 141H188V142H186ZM197 141V142H198ZM230 141H231V139H230ZM257 141V140H256ZM262 141V140H261ZM260 141V142H261ZM4 142V141H3ZM29 142V141H28ZM59 142V141H58ZM215 142V143H214ZM224 142V143H223ZM227 142V141H226ZM229 142V141H228ZM227 142V143H228ZM236 142V141H235ZM242 142V141H241ZM31 143V142H30ZM53 143V142H52ZM233 143V142H232ZM232 143L230 142V144L232 145ZM244 143V142H243ZM243 143H240V144H243ZM246 143V142H245ZM245 143H244V146H245ZM57 144V143H56ZM135 144V143H134ZM166 144H168V145H166ZM210 144H213V145H210ZM230 144H228L229 146H231ZM235 144H237V143H235ZM234 144V145H235ZM158 145V144H157ZM160 145V144H159ZM158 145V146H159ZM196 145V144H195ZM248 145V144H247ZM27 146V145H26ZM155 146H156V144H155ZM166 146L167 147H170L169 149H167L166 148ZM210 146V147H209ZM223 147H225L226 148V145H222ZM239 145H237V147H238ZM252 145L251 144H249V148L251 147ZM255 146V145H254ZM184 147H186V146H184ZM206 147H209V148H207V149H205ZM215 147V146H214ZM241 147V146H240ZM162 148V149H161ZM177 148H179V147H177ZM195 148V147H194ZM193 148V149H194ZM217 148V147H216ZM219 148V147H218ZM216 149L217 151L219 150L220 151V149ZM232 148V147H231ZM233 148H235V147H233ZM197 149H199V147L197 148ZM223 149V148H222ZM221 149V150H222ZM229 149V148H228ZM240 149V148H239ZM238 148H237V151L239 150ZM252 149V148H251ZM254 149V148H253ZM260 149V148H259ZM173 150V149H172ZM176 150V149H175ZM174 150V151H175ZM182 150V149H181ZM181 150H179V151H181ZM188 150V149H187ZM186 150V151H187ZM191 150H192V147H191ZM205 150V151H204ZM215 150V149H214ZM213 150V151H214ZM230 150V149H229ZM235 150V149H234ZM242 150H243V148H242ZM30 151V150H29ZM46 151H47V148H46ZM211 151H212V149H211ZM216 151V152H217ZM224 151V150H223ZM237 151L235 150L233 153H237ZM247 151H248V148H247ZM252 151V150H251ZM256 151V150H255ZM159 152H161V153H159ZM215 152V151H214ZM215 152V153H216ZM227 152H228V150H227ZM230 152V151H229ZM243 152H245V150L243 151ZM249 152V151H248ZM254 152V151H253ZM258 152V151H257ZM261 152V151H260ZM128 153H130V152H128ZM143 153V152H142ZM163 153V154H164ZM188 155H185V159H186V162L189 164V168L191 167V163H192V161L193 160H197V156H198V152H196L197 153V156L195 155V151L193 150V152L191 153V151H188ZM213 153V152H212ZM219 153H221V152H219ZM219 153H217V155L219 154ZM222 153H224V152H222ZM239 153V152H238ZM241 153H242V151H241ZM259 153V152H258ZM201 154H199L200 156H201ZM243 154H245V153H243ZM248 153L246 152V155H247ZM253 154V153H252ZM255 155H256V152L254 153ZM11 155H13V153L11 154ZM196 157H195V156ZM209 155H211V154H209ZM214 155V154H213ZM220 155V154H219ZM218 155V156H219ZM225 155V154H224ZM242 155V154H241ZM94 156V155H93ZM143 156V155H142ZM154 156V155H153ZM166 156V155H165ZM199 156V157H200ZM239 156V155H238ZM89 157V156H88ZM96 157H97V155H96ZM134 157V156H133ZM215 157V156H214ZM240 157V156H239ZM238 157V158H239ZM13 158V157H12ZM78 158H79V156H78ZM162 158V157H161ZM163 158H165V157H163ZM179 158V157H178ZM207 157H205V159H206ZM213 158V157H212ZM215 158H217V156L215 157ZM214 158V159H215ZM218 158H220V157H218ZM232 158V157H231ZM242 158H243V156H242ZM258 158V157H257ZM111 159V158H110ZM214 159H212V161L214 160ZM222 159V158H221ZM239 159H241V158H239ZM161 160V159H160ZM159 160V161H160ZM216 160V159H215ZM214 160V161H215ZM115 161V160H114ZM154 161V160H153ZM158 161V160H157ZM199 161V160H198ZM216 161H219V159H217ZM225 161V162H224ZM223 162H224V164H223V166H225V164H226V161H227V159H225ZM239 161V160H238ZM245 161V160H244ZM161 162V161H160ZM176 162V161H175ZM197 162V161H196ZM201 162V161H200ZM222 162V163H223ZM235 162V161H234ZM21 163H22V161H21ZM193 163H195V162H193ZM201 163H203V162H201ZM220 163H221V161H220ZM221 163V164H222ZM228 163H229V161H228ZM227 163V164H228ZM243 163V162H242ZM134 164V163H133ZM157 164V163H156ZM182 164H184V163H182ZM182 164H180L179 165V167L182 165ZM187 164V165H188ZM191 164V165H190ZM196 164V163H195ZM195 164H194V167L193 168H195ZM199 164V163H198ZM230 164V163H229ZM200 165V164H199ZM204 165V164H203ZM217 165V164H216ZM216 165L214 166L213 165V167L212 168H210L211 170H214L215 168H216ZM128 166V165H127ZM162 166V165H161ZM186 166V165H185ZM193 166V165H192ZM209 166V165H208ZM219 165H217V167H218ZM223 166H220V168L221 167H223ZM249 166V165H248ZM40 167V166H39ZM159 167V166H158ZM165 167V166H164ZM168 167L169 166H167V169H168ZM226 167V166H225ZM227 167H228V165H227ZM226 167V168H227ZM229 167H230V165H229ZM78 168V167H77ZM154 168V167H153ZM163 168V167H162ZM175 168V167H174ZM192 168V170H194ZM207 168V167H206ZM219 168V167H218ZM217 168V169H218ZM224 168V167H223ZM12 169V168H11ZM129 169V168H128ZM183 169V168H182ZM205 168H203V170H204ZM225 169V168H224ZM223 169V170H224ZM47 170H49V169H47ZM175 170V169H174ZM185 170V169H184ZM188 170V169H187ZM207 170H209L208 168H207ZM71 171V170H70ZM73 171V170H72ZM124 171V170H123ZM151 171V170H150ZM180 171V170H179ZM178 171V172H179ZM201 171H202V169H201ZM210 171V170H209ZM230 171V170H229ZM12 172V171H11ZM205 172V171H204ZM215 172H217V171H215ZM215 172H213V173H215ZM219 172L221 173V171L219 170ZM227 172V171H226ZM253 172V171H252ZM116 173V172H115ZM209 173V172H208ZM211 173V172H210ZM212 173V174H213ZM219 173V174H220ZM238 173V172H237ZM259 173V172H258ZM202 175H204V173H201ZM223 174V173H222ZM232 174V173H231ZM224 175V174H223ZM76 177V176H75ZM182 177H184V176H182ZM205 177V176H204ZM220 177V176H219ZM201 179H203V177L202 178H200V180ZM130 180V179H129ZM128 180V181H129ZM183 180V179H182ZM194 180V179H193ZM197 180V179H196ZM218 180V179H217ZM124 181V180H123ZM46 182V181H45ZM67 182V181H66ZM198 182V183H197ZM196 182V184L194 183V181H193V184H190L189 185V187H187V188H189V190H190V194L188 193V195H189V198H188V200L186 199V198H182V195H183V193H182V191H188V190H183V184L181 183V184H177V183H171V185H172V189L170 190V194H171V197H172V199L173 200H170L172 203H175V204H177L178 206H179V208L181 209V208H183V209H181V211L182 212H184L185 213V211H190V210H192L191 212H193V210L194 209H196L195 210V212L197 213L198 211V205L197 206H194L193 204V199H194V191H196V190H198V189H200V187L201 188H207L208 187V183H202L201 181H197ZM201 183V186H199L200 185V183ZM98 183V182H97ZM143 183H144V181H143ZM146 183V182H145ZM144 183V184H145ZM184 183V182H183ZM163 184V183H162ZM164 184H166V183H164ZM155 185V184H154ZM154 185H153V187H154ZM117 186V185H116ZM119 186V185H118ZM163 186V185H162ZM203 186V187H202ZM157 187H158V185H157ZM167 187V186H166ZM130 188V187H129ZM134 188H136V187H134ZM151 188V187H150ZM186 188V187H185ZM245 188V187H244ZM247 188V187H246ZM120 189V188H119ZM131 189H132V187H131ZM147 189V188H146ZM209 189V188H208ZM143 190V189H142ZM161 190H162V188H161ZM165 190V189H164ZM217 190V189H216ZM223 190V189H222ZM81 191V190H80ZM101 191V190H100ZM137 191V190H136ZM146 191V190H145ZM210 191V190H209ZM138 192V191H137ZM140 192V191H139ZM237 192V191H236ZM253 192V191H252ZM185 193V192H184ZM185 194H187V192L185 193ZM187 195V196H188ZM211 195V194H210ZM142 196V195H141ZM167 197V196H166ZM169 197V196H168ZM184 197V196H183ZM186 197V196H185ZM142 198V197H141ZM144 198V197H143ZM155 198V197H154ZM153 198V200L151 199L150 201H149V203L151 202V203H153V204H155V206L157 207L156 209H158V210H160L161 209V207H162V199H160V198H158V199H154ZM165 198V197H164ZM185 199H186V201H185ZM197 199V198H196ZM203 199V198H202ZM140 200L141 199H139V202H140ZM198 200H199V202H200V198L199 199H197V200H195L194 202H198ZM257 200V199H256ZM58 201V200H57ZM137 201V200H136ZM184 201L185 202H187V204H183L184 203ZM129 202V201H128ZM204 202V201H203ZM168 203V202H167ZM193 203V204H192ZM182 204L183 205H187L186 207H182ZM129 205V204H128ZM169 205V204H168ZM134 206V205H133ZM203 207H204V205H202ZM214 206V205H213ZM130 207H132V205L130 206ZM143 207V206H142ZM174 207V206H173ZM177 207V206H176ZM123 208V207H122ZM178 208V207H177ZM177 208H175L174 209V212H173V214H172V216H174V214L175 213H177L178 211H177ZM199 208H200V206H199ZM15 210V209H14ZM122 210V209H121ZM179 210V209H178ZM175 211H177V212H175ZM202 211V210H201ZM163 213H164V211H163ZM179 213H180V211H179ZM195 213V214H196ZM202 213V212H201ZM146 214H147V212H146ZM157 214L158 213H156V216H157ZM178 214V213H177ZM194 214V213H193ZM205 213H203V215H204ZM176 215V214H175ZM197 215V214H196ZM201 215V214H200ZM199 214H198V217L200 216ZM178 216V215H177ZM187 216V215H186ZM191 216V215H190ZM219 216V215H218ZM153 217V216H152ZM162 217V216H161ZM188 217H189V215H188ZM200 217H202V216H200ZM125 218V217H124ZM128 218V217H127ZM185 218V217H184ZM184 218H181L182 220V222L181 223H179V224H182L183 223V219ZM193 218V217H192ZM40 219V218H39ZM118 219V218H117ZM154 219V218H153ZM177 219H179V218H177ZM126 220V219H125ZM127 220H129V219H127ZM131 220V219H130ZM129 220V221H130ZM172 220H173V218H172ZM175 221V220H174ZM173 221V222H174ZM195 221V220H194ZM143 222V221H142ZM191 223H192V221H190ZM167 223V222H166ZM195 223V222H194ZM178 224V223H177ZM150 225V224H149ZM111 226V225H110ZM180 226V225H179ZM197 226V225H196ZM71 228V227H70ZM122 228V227H121ZM146 228V227H145ZM178 228V227H177ZM200 228V227H199ZM19 229V228H18ZM123 229V228H122ZM188 229V228H187ZM126 230V229H125ZM124 230V231H125ZM141 230V229H140ZM145 230V229H144ZM135 231H136V229H135ZM186 231H188V230H186ZM179 232V231H178ZM137 236V235H136ZM56 238V237H55ZM182 238V237H181ZM205 238V237H204ZM195 243V242H194ZM117 244H118V242H117ZM193 246V245H192ZM5 247V246H4ZM194 247V246H193ZM132 248V247H131ZM20 250V249H19ZM205 250V249H204ZM203 250V251H204ZM207 250V249H206ZM193 251V250H192ZM4 255H5V253H4ZM197 257V256H196ZM17 258V257H16Z\"/></svg>", "mask_w": 264, "mask_h": 264}, {"label": "snow or ice", "instance_id": "6c2138e0", "mask_svg": "<svg viewBox=\"0 0 264 264\" xmlns=\"http://www.w3.org/2000/svg\"><path fill=\"white\" fill-rule=\"evenodd\" d=\"M48 7L70 8L74 13L81 10H88L94 12L97 18H102L109 12L119 9L125 16H128L130 19H135L132 14L136 13L138 9H151L160 6L141 4L106 5L102 3L47 6L28 3H0V33L4 36L3 46L6 51L10 48L20 46L21 39L26 30H30L33 27H44L46 24H50L59 19L58 17L45 15L43 13L38 15L35 11V9L38 8ZM22 71H24V66L21 63L13 62L11 59H8L4 69V88L8 93L7 99L13 97L16 77ZM9 111H11V109ZM261 164L262 167H264V144L261 146Z\"/></svg>", "mask_w": 264, "mask_h": 264}]
</instances>
